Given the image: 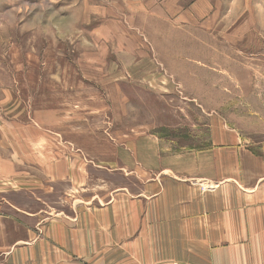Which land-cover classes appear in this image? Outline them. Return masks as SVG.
Returning <instances> with one entry per match:
<instances>
[{"label": "rangeland", "instance_id": "1", "mask_svg": "<svg viewBox=\"0 0 264 264\" xmlns=\"http://www.w3.org/2000/svg\"><path fill=\"white\" fill-rule=\"evenodd\" d=\"M196 2L0 0V213L109 206L142 191L146 154L209 147L211 113L249 120L262 81L239 80L264 79V62L240 72L234 48L223 63L219 33L191 21L212 16ZM155 162L151 175L166 169Z\"/></svg>", "mask_w": 264, "mask_h": 264}, {"label": "crops", "instance_id": "2", "mask_svg": "<svg viewBox=\"0 0 264 264\" xmlns=\"http://www.w3.org/2000/svg\"><path fill=\"white\" fill-rule=\"evenodd\" d=\"M196 6L212 12L206 21L202 13L191 21L219 33L223 63L238 48L239 71L262 72L264 0H197ZM258 82L260 94L239 113L249 120L232 127L224 125L226 115L222 123L211 113L209 147L174 163L146 154L152 163L142 191L104 207L0 213V264H264V79H240L239 86ZM155 160L166 167L159 175L150 174Z\"/></svg>", "mask_w": 264, "mask_h": 264}]
</instances>
